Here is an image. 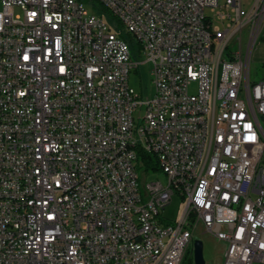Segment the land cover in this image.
I'll return each instance as SVG.
<instances>
[{
	"label": "built area",
	"instance_id": "1",
	"mask_svg": "<svg viewBox=\"0 0 264 264\" xmlns=\"http://www.w3.org/2000/svg\"><path fill=\"white\" fill-rule=\"evenodd\" d=\"M1 6L0 264H183L199 225L224 264H264V0ZM123 32L152 65L144 101ZM174 195L184 213L166 223Z\"/></svg>",
	"mask_w": 264,
	"mask_h": 264
},
{
	"label": "rangeland",
	"instance_id": "2",
	"mask_svg": "<svg viewBox=\"0 0 264 264\" xmlns=\"http://www.w3.org/2000/svg\"><path fill=\"white\" fill-rule=\"evenodd\" d=\"M245 6L248 7L253 0H243ZM87 13H93L95 10L99 13V9L95 8L92 4L85 3L84 5ZM97 7V6H96ZM0 9L1 0H0ZM105 19L109 25L115 29L117 32H121V29L117 28V23L112 20L108 15H104ZM123 31V30H122ZM126 39L129 41L131 46V60L134 63H142L139 68L133 69L130 73L129 84L135 90V92L140 96V100H146L152 97L155 93L151 68L152 65L146 61V56L141 51L139 44L134 39L126 35V32H123ZM261 48L264 52V39L263 37L257 41L255 46V51L253 54V62L251 65V78L253 81L260 82L264 81V65L259 63L256 60V54L258 53L257 49ZM196 85H192L190 88L191 92H195ZM138 113V112H137ZM144 109L142 110V114ZM141 180H144V174L140 170ZM160 179L163 183H166V175L161 171H157L154 174L147 177L146 181L150 182L153 180ZM185 203L180 196L174 195L172 202L167 205L165 210L162 213L163 221L166 223L177 222L182 218L184 213ZM194 240H201L204 243V258L207 264H224V253L226 250V244L223 241L217 239L213 234L207 232L202 225H199L194 233ZM183 264H195L194 263V244L189 248L187 256Z\"/></svg>",
	"mask_w": 264,
	"mask_h": 264
},
{
	"label": "trees",
	"instance_id": "3",
	"mask_svg": "<svg viewBox=\"0 0 264 264\" xmlns=\"http://www.w3.org/2000/svg\"><path fill=\"white\" fill-rule=\"evenodd\" d=\"M99 12L102 15H110L105 9H103L102 7L99 8ZM126 35L130 38V40L133 39V37L126 33ZM122 37L126 39L125 35L122 34ZM138 160L142 163L143 167L142 169H145V171L147 172H155V171H159V167L155 161V157L152 154H147L145 153L143 150H139L138 151Z\"/></svg>",
	"mask_w": 264,
	"mask_h": 264
},
{
	"label": "water",
	"instance_id": "4",
	"mask_svg": "<svg viewBox=\"0 0 264 264\" xmlns=\"http://www.w3.org/2000/svg\"><path fill=\"white\" fill-rule=\"evenodd\" d=\"M194 263L207 264L204 258V243L201 240H194Z\"/></svg>",
	"mask_w": 264,
	"mask_h": 264
},
{
	"label": "crops",
	"instance_id": "5",
	"mask_svg": "<svg viewBox=\"0 0 264 264\" xmlns=\"http://www.w3.org/2000/svg\"><path fill=\"white\" fill-rule=\"evenodd\" d=\"M264 39V37H263ZM258 53L256 54V60L264 65V52L261 48L257 49Z\"/></svg>",
	"mask_w": 264,
	"mask_h": 264
}]
</instances>
